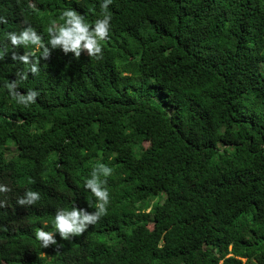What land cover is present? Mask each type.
<instances>
[{"label": "trees", "instance_id": "obj_1", "mask_svg": "<svg viewBox=\"0 0 264 264\" xmlns=\"http://www.w3.org/2000/svg\"><path fill=\"white\" fill-rule=\"evenodd\" d=\"M0 0L4 33L47 27L71 8L94 22L101 0ZM100 61L51 50L30 108L0 61V264H264V0H113ZM38 55V54H37ZM113 169L107 215L41 249L58 208L89 212L84 181ZM28 189L40 201L16 203ZM88 203L91 205L89 207Z\"/></svg>", "mask_w": 264, "mask_h": 264}, {"label": "clouds", "instance_id": "obj_2", "mask_svg": "<svg viewBox=\"0 0 264 264\" xmlns=\"http://www.w3.org/2000/svg\"><path fill=\"white\" fill-rule=\"evenodd\" d=\"M113 0H101L100 8L102 18H97L94 22H89L85 17L74 9L68 8L61 12L60 23L53 21L47 27V39L42 32H39L31 24L23 27L19 32L10 31L4 33L7 43L0 41V61H3L13 48H23L24 54L12 53V60L18 61L27 67V71L17 73L15 81L5 83L8 95L14 102L23 107L30 108L37 103L40 93L37 90H28L20 94L18 82L28 79V73L34 76L40 71V59H48L51 50L59 48L64 54L72 53L75 58H80L82 52L88 57L100 61L104 57L103 42L110 37L112 29V16L109 13V5ZM28 8L35 10L36 5L32 0H28ZM7 23L6 18L0 17V24ZM38 54V55H37ZM113 169L107 164L98 163L93 167L90 178L84 181V188L95 198V210L89 212L84 208H77L72 205L71 209L58 208L51 221V230L44 227L37 228L34 233L35 240L41 249L57 244L56 234L62 240H71L74 236L83 234L89 226L96 225L107 215L110 204V193L106 187L108 177L112 175ZM9 191L8 187L0 184V193ZM41 195L38 191L28 189L17 198L16 203L28 208L40 201ZM89 207L91 205L88 203ZM0 207L3 202L0 201Z\"/></svg>", "mask_w": 264, "mask_h": 264}]
</instances>
